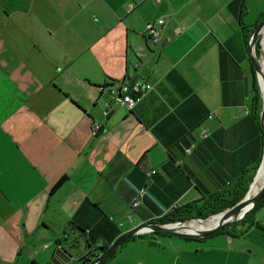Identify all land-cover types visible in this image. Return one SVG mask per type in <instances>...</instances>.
Listing matches in <instances>:
<instances>
[{
  "label": "crops",
  "instance_id": "0c3cea01",
  "mask_svg": "<svg viewBox=\"0 0 264 264\" xmlns=\"http://www.w3.org/2000/svg\"><path fill=\"white\" fill-rule=\"evenodd\" d=\"M263 13L264 0H0V264H76V227L109 246L259 167L244 37ZM128 79L151 86L131 109L100 90ZM240 221L198 240L143 234L105 264H264V199Z\"/></svg>",
  "mask_w": 264,
  "mask_h": 264
},
{
  "label": "trees",
  "instance_id": "16d2710c",
  "mask_svg": "<svg viewBox=\"0 0 264 264\" xmlns=\"http://www.w3.org/2000/svg\"><path fill=\"white\" fill-rule=\"evenodd\" d=\"M263 21H264V13L262 14L255 28ZM253 31L251 32L249 31L248 33H245L244 42H245L246 47L248 45L249 38L252 35ZM259 49H260V46L258 43H256L255 50H256L257 57L259 55ZM250 72H251V79H252L251 81V109H252L254 118L259 122L260 112L262 108V99H261V94L258 88V84L256 82L255 72H254L252 65H250ZM257 167L258 165H254L250 169L244 171L237 179H235L232 183H230L223 190L213 195H210L208 197H204L202 199L203 201L202 207L198 206L197 202L189 203L181 207L176 206L169 213L163 215L162 217L150 219L147 222L159 223V224L184 223L192 219H206L209 216L224 212L225 210L234 206L244 197V195L246 194L248 190L249 185L251 184L253 180ZM66 181H67V178L65 176L62 177L53 186L50 193L53 194L56 191H58ZM263 199L243 219H241L240 223L246 220L251 215V213L254 212L255 209H257V207L262 203ZM234 225L235 224L231 225L232 227L231 226L224 227L213 235L224 234L228 231L229 227L233 228ZM76 229L79 232V237L83 239L84 246L87 249V253L84 256H82L76 262V264H94L96 261H98V259L101 258V256L103 255V252L108 248V246H101L100 244L91 246L85 237V231L80 227H76ZM153 236L154 237H169L161 233L153 232V233H149L145 235L144 238L153 237ZM132 239L134 238H131L130 240ZM186 239L197 240L193 238H186Z\"/></svg>",
  "mask_w": 264,
  "mask_h": 264
},
{
  "label": "water",
  "instance_id": "95a60500",
  "mask_svg": "<svg viewBox=\"0 0 264 264\" xmlns=\"http://www.w3.org/2000/svg\"><path fill=\"white\" fill-rule=\"evenodd\" d=\"M264 28V21L261 22L253 31L252 35L249 38L248 45H247V56L249 57L250 63L254 69L255 72V77H256V82L258 84V88L262 97V109L260 112V127L263 131L264 134V73L260 70V68L257 65V55H256V43L260 39V44L262 45V30ZM143 56V55H142ZM141 95H135L133 96L134 102L140 98ZM264 165V156L263 159L257 168L253 180L251 184L248 187V190L244 197L236 203L234 206L231 208L225 210L224 212H221L216 215L209 216L210 217H215L219 216L221 214H224V220L220 222L219 224L215 225L214 227L207 229V230H201V231H196V232H188L184 231V224L189 222V221H194V220H199L202 221L204 219H194V220H189L184 223H173V224H159V223H152V222H146L143 223L126 233L122 234L120 237H118L113 243H111L108 248L103 252V255L101 256L98 261H96L94 264H105L107 260H109L111 257L115 255L117 250L121 248L126 242H128L131 238H135L138 236H141L143 234H148V233H161L167 236L171 237H176V238H193V239H205L208 238L209 236H212L219 230H221L224 227L231 226L235 224L236 222L240 221L247 213H249L264 197V183L258 190V192L250 199L249 194L252 185L254 184L256 178L258 177L259 171ZM250 208L245 212L242 213L244 208L249 206ZM206 218V219H208Z\"/></svg>",
  "mask_w": 264,
  "mask_h": 264
},
{
  "label": "built area",
  "instance_id": "2783aa9c",
  "mask_svg": "<svg viewBox=\"0 0 264 264\" xmlns=\"http://www.w3.org/2000/svg\"><path fill=\"white\" fill-rule=\"evenodd\" d=\"M163 25V20L157 21L156 25H148L147 32L149 34V39L152 44H157L159 42V27ZM138 61L143 56L137 55ZM150 85L146 83L143 80L138 79H128L119 81L116 83H113L106 87L105 89L103 87L100 88L101 91H106V93L110 97H114L116 102L121 105L122 107H126L127 109H131L134 105L133 96L135 95H142L144 92L150 89ZM109 103L105 104V111L103 112V115L107 117L109 115ZM95 131L98 132L100 130V127L97 125L95 126ZM155 171H152L150 173L154 174ZM140 205V195H136L133 200L131 206L133 208H136Z\"/></svg>",
  "mask_w": 264,
  "mask_h": 264
},
{
  "label": "bare ground",
  "instance_id": "6f19581e",
  "mask_svg": "<svg viewBox=\"0 0 264 264\" xmlns=\"http://www.w3.org/2000/svg\"><path fill=\"white\" fill-rule=\"evenodd\" d=\"M262 47H263V53H264V28L262 30ZM257 65L260 68V70L264 73V55L262 58H257ZM264 88V87H263ZM264 183V165L259 171L258 177L256 178L254 184L251 187L249 198L251 199L260 189V187ZM250 208V205L245 207L242 213H245L248 209ZM224 214H221L219 216L215 217H210L208 219H204L202 221L199 220H194V221H189L184 224V231L188 232H196V231H201V230H207L215 225L219 224L224 220Z\"/></svg>",
  "mask_w": 264,
  "mask_h": 264
},
{
  "label": "rangeland",
  "instance_id": "374dc122",
  "mask_svg": "<svg viewBox=\"0 0 264 264\" xmlns=\"http://www.w3.org/2000/svg\"><path fill=\"white\" fill-rule=\"evenodd\" d=\"M72 36H73V33H70ZM92 36V33L91 32H86V38H90ZM258 44H259V46H260V49H259V55H258V58H262L263 57V55H264V53H263V47H262V45L260 44V39H259V41L257 42ZM140 55V54H139ZM140 56H142V55H140ZM246 57L248 58V65H249V67H250V65H251V63H250V60H249V57L247 56V47H246ZM246 67H247V64L245 65ZM109 85H111V84H113V83H108ZM109 98H111V99H113L115 102H116V100H115V98L114 97H110V96H108ZM117 103V102H116ZM122 108H125L126 109V107H122ZM248 214V213H247ZM246 214V215H247ZM245 215V216H246ZM244 216V217H245ZM243 217V218H244ZM242 218V219H243ZM192 220H194V219H192ZM139 225V223H137V225L136 226H138ZM232 227V226H231ZM230 228V227H229ZM149 234V233H148ZM144 235H147V234H144ZM100 242V243H99ZM98 244H102V245H105V243L102 241V240H100V241H98V242H96V244L95 245H98Z\"/></svg>",
  "mask_w": 264,
  "mask_h": 264
}]
</instances>
